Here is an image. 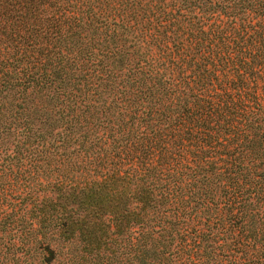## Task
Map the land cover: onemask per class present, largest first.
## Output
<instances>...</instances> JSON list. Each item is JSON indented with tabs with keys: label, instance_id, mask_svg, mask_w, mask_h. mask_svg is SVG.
I'll use <instances>...</instances> for the list:
<instances>
[{
	"label": "trees",
	"instance_id": "1",
	"mask_svg": "<svg viewBox=\"0 0 264 264\" xmlns=\"http://www.w3.org/2000/svg\"><path fill=\"white\" fill-rule=\"evenodd\" d=\"M12 218L23 264H264V0H0Z\"/></svg>",
	"mask_w": 264,
	"mask_h": 264
},
{
	"label": "rangeland",
	"instance_id": "2",
	"mask_svg": "<svg viewBox=\"0 0 264 264\" xmlns=\"http://www.w3.org/2000/svg\"><path fill=\"white\" fill-rule=\"evenodd\" d=\"M5 207V206H4ZM9 224L5 232H0V264H23L27 263V256H21L20 252L15 250V247H12L11 244L15 242L16 237L14 234L15 228L11 227H20L22 224H17L16 219L12 218L9 220ZM19 223V222H18ZM7 225V224H6ZM11 228L10 230H7ZM16 260V262H15Z\"/></svg>",
	"mask_w": 264,
	"mask_h": 264
}]
</instances>
